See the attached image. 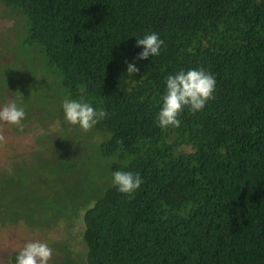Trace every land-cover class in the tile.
<instances>
[{"label":"trees","instance_id":"trees-1","mask_svg":"<svg viewBox=\"0 0 264 264\" xmlns=\"http://www.w3.org/2000/svg\"><path fill=\"white\" fill-rule=\"evenodd\" d=\"M1 3L26 17L23 42L69 98L107 115L91 133L67 124L62 108L24 119L46 123L37 150L10 146L0 166L9 211L0 224L61 239L49 243L59 264H264V0ZM152 31L160 54L138 59L137 37ZM200 67L215 76L213 98L202 111L185 108L179 126L158 127L166 76ZM96 130L109 171L142 176L132 195L100 179L85 154L73 159Z\"/></svg>","mask_w":264,"mask_h":264},{"label":"rangeland","instance_id":"rangeland-1","mask_svg":"<svg viewBox=\"0 0 264 264\" xmlns=\"http://www.w3.org/2000/svg\"><path fill=\"white\" fill-rule=\"evenodd\" d=\"M21 15L11 9L6 10L3 3L0 4V105L15 100L24 106L26 117L36 116L46 120V110L49 109V115L50 112H60L63 98H69V95L62 86L59 73L49 68L42 53L23 42L27 25L22 27L23 20L26 23V17L22 13ZM39 118L29 122L27 120L30 118L24 120L23 128L25 129L22 131L17 125L0 122V166H4L3 162L7 163L9 159L13 158V154L8 151L10 146L17 149L13 153L37 150L31 143L34 142V137L46 123H43ZM103 136L97 130L94 139L83 135L82 142L85 148L84 150L78 149L73 159L78 158L80 154L84 157L86 155V160L92 161L96 165L100 179L106 182L109 179L112 180V172L108 169L109 159H103L96 153V141H94ZM4 203L7 201H3ZM1 206L0 202V217L9 215V211L4 210ZM11 215L13 216L14 212ZM40 234L44 235L45 233L22 222L13 224L2 221L0 224V264H14L15 252H18L25 242L39 240ZM52 238L53 235L50 238L44 235L43 241L48 244L52 242L55 246L59 245L61 239ZM57 251L59 250L52 248V256L48 264H59L58 257L61 256Z\"/></svg>","mask_w":264,"mask_h":264},{"label":"clouds","instance_id":"clouds-1","mask_svg":"<svg viewBox=\"0 0 264 264\" xmlns=\"http://www.w3.org/2000/svg\"><path fill=\"white\" fill-rule=\"evenodd\" d=\"M136 44L141 47L138 59H147L160 54L164 40L157 32H145L137 37ZM126 72L135 74L139 71L133 62H126ZM216 87L215 76L204 68L180 69L165 78L164 92L160 97V107L156 116L157 126L164 129L169 126H179V116L187 108L190 112L202 111L209 100L213 98ZM63 119L69 125H79L84 130L95 126L106 117L102 107L93 105L83 98H63L61 102ZM26 111L23 105L15 100L0 105V122L17 125L23 130ZM112 184L120 193L132 195L143 183L140 173L115 169L112 172ZM52 256V248L47 242L30 240L16 253L14 264H48Z\"/></svg>","mask_w":264,"mask_h":264}]
</instances>
